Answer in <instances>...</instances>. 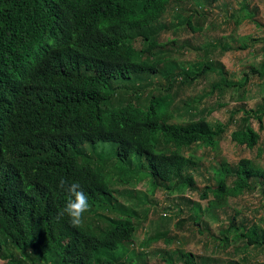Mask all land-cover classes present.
Segmentation results:
<instances>
[{
  "label": "trees",
  "instance_id": "1",
  "mask_svg": "<svg viewBox=\"0 0 264 264\" xmlns=\"http://www.w3.org/2000/svg\"><path fill=\"white\" fill-rule=\"evenodd\" d=\"M170 2L0 0V259L5 264H152L145 252L127 248L140 222L124 199L137 198L110 187V166L125 184L147 177L155 190H197L189 171L198 160L181 149L197 143L215 148L228 127L212 128L203 118L171 122L153 91L155 77L172 86L218 71L224 82L214 89H220L243 88L250 76L231 84L224 66L175 71L169 57L155 51L163 45L154 24ZM193 17L186 26L197 32L202 27ZM143 98H149L145 105ZM247 113L259 114L263 127L264 105ZM232 138L254 149L260 134L250 123ZM219 170L216 185L201 194L206 206L185 198L189 218L198 225L206 212L218 217L219 211L250 245L264 246L261 227L226 213L229 200L259 189L264 194V167L243 158L235 167L222 162ZM73 182L89 205L78 225L61 214ZM161 238L171 241L165 233L155 236ZM166 261L207 264L182 249Z\"/></svg>",
  "mask_w": 264,
  "mask_h": 264
},
{
  "label": "rangeland",
  "instance_id": "2",
  "mask_svg": "<svg viewBox=\"0 0 264 264\" xmlns=\"http://www.w3.org/2000/svg\"><path fill=\"white\" fill-rule=\"evenodd\" d=\"M196 10L200 14L194 12ZM193 14L194 25L202 27L197 32L186 26V19ZM160 26L165 28L160 31ZM154 27L159 32L157 41L163 45L155 51H162L164 57H169L175 71L184 66L191 69L192 65L198 72H202L204 66H224L231 84L243 83L247 73L250 76L243 88L222 85L220 89H214L224 82L218 71H209L191 82L178 79L172 86L161 77H155L153 91L161 110L171 116V122L185 123L203 118L212 128L228 127L215 148L197 143L181 149L185 156L198 160V167L189 171L197 190H189L187 186L180 191L155 190L147 177L125 184L110 166V187L119 194H133L137 198L124 199L138 215L135 223L140 222L133 235V244L127 248L145 252L152 264H169L166 260L176 249L202 256L207 264H226L231 260L264 264V246L250 245L241 235L243 231L235 232L229 226L223 213L218 211L216 217L206 212L195 225L189 218L191 205L185 201L188 198L206 206L207 201L201 194L206 187L216 185L222 162L235 167L241 159L248 158L264 167V123L262 127L259 114L247 113L264 105V0H171ZM244 44L250 47L240 49ZM140 46L137 43V47ZM148 99L143 98L141 103L147 104ZM250 123L260 134L259 144L254 149L239 146L232 138L235 131L245 129ZM86 152L91 154V147H87ZM207 193L212 199L211 190ZM227 209L230 217L237 215L238 223H255L264 230L261 189L229 200ZM162 233L171 241L167 243L163 238L156 241L155 236ZM10 252L17 253L15 249ZM5 263L0 259V264Z\"/></svg>",
  "mask_w": 264,
  "mask_h": 264
},
{
  "label": "clouds",
  "instance_id": "3",
  "mask_svg": "<svg viewBox=\"0 0 264 264\" xmlns=\"http://www.w3.org/2000/svg\"><path fill=\"white\" fill-rule=\"evenodd\" d=\"M64 183L65 181L61 179L60 184L64 185ZM79 187V184L75 182L68 186L67 191L71 198L65 202L61 213L67 214L68 222L72 225H78L81 222V214L89 207L87 197L82 190H78Z\"/></svg>",
  "mask_w": 264,
  "mask_h": 264
}]
</instances>
